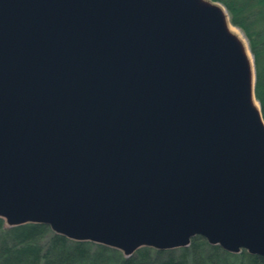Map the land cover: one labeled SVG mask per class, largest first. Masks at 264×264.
<instances>
[{"label": "water", "instance_id": "obj_1", "mask_svg": "<svg viewBox=\"0 0 264 264\" xmlns=\"http://www.w3.org/2000/svg\"><path fill=\"white\" fill-rule=\"evenodd\" d=\"M225 12L0 0L5 225L45 224L126 257L195 235L264 257V120L253 55Z\"/></svg>", "mask_w": 264, "mask_h": 264}, {"label": "trees", "instance_id": "obj_2", "mask_svg": "<svg viewBox=\"0 0 264 264\" xmlns=\"http://www.w3.org/2000/svg\"><path fill=\"white\" fill-rule=\"evenodd\" d=\"M227 10L230 22L247 38L255 68V97L264 120V0H212ZM0 264H264V257L209 244L195 235L184 247L143 246L130 256L90 241L53 233L41 223L6 226L0 217Z\"/></svg>", "mask_w": 264, "mask_h": 264}, {"label": "bare ground", "instance_id": "obj_3", "mask_svg": "<svg viewBox=\"0 0 264 264\" xmlns=\"http://www.w3.org/2000/svg\"><path fill=\"white\" fill-rule=\"evenodd\" d=\"M225 18H226L227 28H228L229 32L232 33L241 42L244 53H245L249 63L252 65V58H251V55H250V52L248 49L247 41H246L242 31L238 27H235L234 25H232L229 22V18H228V15L226 12H225ZM251 69H252V67H251ZM252 103L256 109L259 108L258 103L254 97L252 99Z\"/></svg>", "mask_w": 264, "mask_h": 264}, {"label": "rangeland", "instance_id": "obj_4", "mask_svg": "<svg viewBox=\"0 0 264 264\" xmlns=\"http://www.w3.org/2000/svg\"><path fill=\"white\" fill-rule=\"evenodd\" d=\"M209 1H211V0H209ZM241 30V29H240ZM242 31V30H241ZM242 33H243V31H242Z\"/></svg>", "mask_w": 264, "mask_h": 264}]
</instances>
